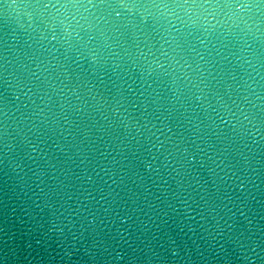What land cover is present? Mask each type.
Returning <instances> with one entry per match:
<instances>
[{
  "label": "clouds",
  "instance_id": "clouds-1",
  "mask_svg": "<svg viewBox=\"0 0 264 264\" xmlns=\"http://www.w3.org/2000/svg\"><path fill=\"white\" fill-rule=\"evenodd\" d=\"M0 264H264V0H0Z\"/></svg>",
  "mask_w": 264,
  "mask_h": 264
}]
</instances>
